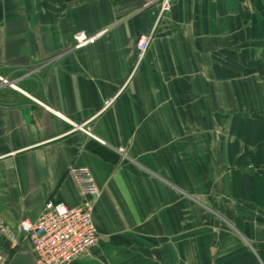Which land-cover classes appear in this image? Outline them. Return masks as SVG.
I'll return each mask as SVG.
<instances>
[{
    "label": "crops",
    "instance_id": "crops-1",
    "mask_svg": "<svg viewBox=\"0 0 264 264\" xmlns=\"http://www.w3.org/2000/svg\"><path fill=\"white\" fill-rule=\"evenodd\" d=\"M144 4L0 0V264H36L19 224L47 201L83 202L72 166L101 196L99 243L70 264H264V0H174L159 21ZM222 50L239 77L216 76Z\"/></svg>",
    "mask_w": 264,
    "mask_h": 264
},
{
    "label": "built area",
    "instance_id": "built-area-1",
    "mask_svg": "<svg viewBox=\"0 0 264 264\" xmlns=\"http://www.w3.org/2000/svg\"><path fill=\"white\" fill-rule=\"evenodd\" d=\"M174 0H145V8L157 7L155 15L161 20L172 10ZM103 33L88 36L85 32L75 34L76 48L92 45ZM154 37V31L143 34L138 39L137 59L140 62L147 53ZM7 83V79H1ZM113 100H107L104 108L112 105ZM87 135L95 136L84 124L74 125ZM98 139V138H97ZM118 151L126 156L125 148ZM69 174L75 182L83 202L76 207H70L63 202L47 201L35 220L25 218L19 224L24 237L30 242L35 254L36 264H70L77 257L87 254L99 243V235L93 222L92 213L101 189L88 168L72 166ZM9 229L0 219V235H8Z\"/></svg>",
    "mask_w": 264,
    "mask_h": 264
},
{
    "label": "trees",
    "instance_id": "trees-1",
    "mask_svg": "<svg viewBox=\"0 0 264 264\" xmlns=\"http://www.w3.org/2000/svg\"><path fill=\"white\" fill-rule=\"evenodd\" d=\"M213 57L215 62L214 71L218 78L232 79L241 75L243 69L234 52L222 50L214 53ZM260 74L264 78V69ZM262 123L263 121L259 120V123L253 128V135L251 136L252 143H256L259 137H261ZM247 159H250L248 154L240 157L239 162H246ZM219 264H257V262L254 255L246 250H241L221 261Z\"/></svg>",
    "mask_w": 264,
    "mask_h": 264
}]
</instances>
